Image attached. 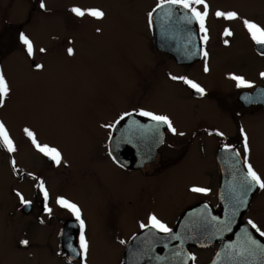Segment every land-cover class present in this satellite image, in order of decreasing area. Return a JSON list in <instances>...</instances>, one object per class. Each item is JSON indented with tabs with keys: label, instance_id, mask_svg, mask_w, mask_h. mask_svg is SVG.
I'll return each instance as SVG.
<instances>
[{
	"label": "flooded vegetation",
	"instance_id": "flooded-vegetation-1",
	"mask_svg": "<svg viewBox=\"0 0 264 264\" xmlns=\"http://www.w3.org/2000/svg\"><path fill=\"white\" fill-rule=\"evenodd\" d=\"M17 1L0 0V61L5 51L13 52L5 48V39L11 37L13 40L11 44L15 43L19 46L20 52L17 53L25 55L31 67L37 70L34 65H44L42 58L48 53L46 47L48 44L43 45L38 43L35 37H29L34 45V56L29 57L19 35L24 26L35 18L36 14H33V10L40 7V2L28 0L32 5L26 10L27 18L20 20L21 8ZM68 3L69 5L66 3L61 5L64 10L62 17L54 20L63 33H52L49 38V45L61 46V49L56 51H67L85 36L95 39L99 34L98 28L92 25L96 19L87 15L76 16L71 9L80 6ZM158 3H162V0H155L145 20L146 32H141L149 44V49L158 60L157 68H149L146 74L157 71L156 79L159 84L165 81L171 83L169 91L178 88V91L192 101L195 108L192 126L188 128L180 126L173 113L167 109H155L140 103L131 105L107 121H102L101 151L98 148L90 149L83 159L79 154L76 164H73L70 158H66L67 154L60 147L39 142L42 146L48 145L59 150L62 159L58 165L31 144L30 150L37 158L31 162L29 169L21 166L16 159L15 168L12 163L6 167L10 172L8 175L13 179L14 187L12 190L14 197H10L11 210L8 214L19 220L20 216L28 219L30 229L43 226L50 230L51 235L55 234L60 254L68 264H89L80 249V221L70 210L61 207L56 201L58 197H63L75 203L81 210L83 220L81 207L75 199L65 195L63 189L76 180L75 175L80 178L83 173L91 172L96 180L100 181L101 173H109L111 179H115L118 175L120 185L124 184L125 187L131 186L133 182H144L135 195H130L126 191V196L119 199V203L109 201L103 207L112 214L114 225L106 223L104 232L110 245L117 246L122 251L119 264H264V255L250 256L247 252V249L254 247L250 244L249 237L264 245V237H261L257 229L252 228L248 223L251 220L260 231H264V197H259L262 188L254 182L246 181L247 168L243 162L244 143L240 133L241 129L246 131L250 147L254 145L256 137L264 134V95H261L264 93V77L260 75L264 73V55L261 54L264 52V47L257 45L245 29L243 19L248 18L240 19L238 21L240 30L234 32L222 17L215 16L217 10L227 12L235 9V7L224 9V5L218 0H206L209 5V15L205 20V27L208 29L206 43L201 39L204 33L200 31L199 22L188 10L178 5L163 3L157 18L152 19L158 25L159 42L155 46L154 27L149 23V13H153ZM5 4L7 8L11 6L9 9L12 11L11 18L4 17ZM247 5L243 4L241 8L236 9H243ZM196 7L203 11L202 5ZM54 8L55 11L58 10L54 0L45 3L44 11L48 14L47 18H50V13L54 14ZM91 8L99 9V6H91ZM39 10L42 8L40 7ZM246 14L251 15L256 24L264 27V0H254L252 14ZM129 26H126L127 30L135 34L136 26ZM225 28L231 31V36L223 34ZM41 48L46 51L41 53ZM36 52L39 53L37 58ZM204 52L208 53L207 58ZM206 62L210 69L208 74H224L225 83L214 81L207 83L204 75L195 73L197 67L204 70ZM164 63H169L170 67L165 69L162 67ZM232 75L243 77L252 86L237 87V82L230 78ZM171 76H182L192 80L205 90V95L201 96L183 81L172 80ZM152 79L153 75L143 78L139 84H136L135 94L139 95L143 91L144 96L150 99L153 93L147 85L152 83ZM141 110L167 115L177 131L184 135L172 134L165 125L154 127V121L139 115ZM125 113L131 115L125 116ZM121 116H124L123 120H120ZM105 125H115V127H105ZM217 132L223 135H217ZM203 140L208 142L212 153L210 168L204 173L206 181L187 183L185 190L192 196L184 200L182 207L174 211L169 218L156 211H144L143 206L151 198L148 196L153 191L148 181L159 179L166 185L176 184L179 176L187 170L186 159L192 152L190 147L195 142L197 146L200 145ZM226 145L230 146V150H226ZM0 147L1 150L7 151L2 143ZM236 152H239L240 156L237 157ZM248 162L251 163L249 157ZM82 165H86L90 170ZM251 165L255 170L254 163ZM41 181L49 193L47 201L44 200L38 187ZM193 186L208 191L195 193L190 191ZM17 193L31 203H22ZM45 204L51 208V212L46 210ZM189 208L194 210L192 213L194 226L192 225L190 230L192 238H189L193 239V242L190 243L188 238L185 239V233L178 239L169 237L171 240L152 243L130 242L136 234L144 230L156 232L163 238L171 234ZM197 208L201 210L197 211ZM101 210L102 207L98 206L96 213ZM116 213L132 214V221L127 225L133 222L134 226L128 228L126 225V230H121L116 223L119 218V216L115 217ZM151 215H155L171 229V233L161 232L150 226L142 229L140 225H148ZM122 219L126 220L127 216ZM17 225L18 222L13 221V227ZM83 231L84 233L86 231L85 222ZM28 239L29 243L26 246L21 244L25 239L16 240L14 251L31 250L36 241L31 237ZM45 245L46 248L51 247L49 243ZM66 248L77 249L79 257L69 259ZM192 256L196 259L192 260Z\"/></svg>",
	"mask_w": 264,
	"mask_h": 264
},
{
	"label": "rangeland",
	"instance_id": "rangeland-1",
	"mask_svg": "<svg viewBox=\"0 0 264 264\" xmlns=\"http://www.w3.org/2000/svg\"><path fill=\"white\" fill-rule=\"evenodd\" d=\"M48 0H44V4ZM74 3L87 10L91 6H99L106 15L103 19L92 22L100 29L95 39L85 36L74 45V55L61 49L58 44L49 45L50 34L63 33L55 24L56 18L62 17L61 5ZM224 9L235 7L239 17L254 21L252 14L254 0H218ZM20 3V20L26 19V10L32 5L28 0H18ZM58 10L48 14L37 7L33 10L35 18L25 25L21 33L35 37L38 43L47 45L48 53L42 58L43 68L33 69L25 55L19 51V46L12 38L5 39L6 49L1 57L0 70L6 76L10 86V94L5 106L0 107V122L6 126L15 144L16 151L9 153L0 147V264H68L57 246V237L50 234L46 227L30 229L28 219L8 214L11 210V199L14 197L13 179L8 175L6 167L12 160H17L21 166L30 168L36 155L30 150L31 139L24 133L28 128L36 135L38 142H45L62 148L73 164L86 157L90 149L100 148L102 131L100 124L107 121L135 104H146L155 109L171 111L176 121L183 127L193 124L194 106L178 88H172L171 83L157 81V71L146 74L149 68H157V56L149 49V44L141 32L145 33V20L155 0H54ZM243 4H248L243 9ZM13 6V5H12ZM11 6L4 5V17L11 18ZM64 11V10H63ZM234 32L240 30L237 20H225ZM230 24V25H229ZM136 26L137 32L130 33L126 26ZM10 48V49H9ZM243 48V47H242ZM54 50V51H53ZM36 52L35 56L38 57ZM155 60V61H154ZM154 61V62H153ZM47 66V68H46ZM165 69L169 63L162 65ZM195 73L205 76L207 83H225L224 74L209 73L197 67ZM153 75L152 83L147 85L153 96L149 99L145 93L135 94L136 84ZM159 98V100H158ZM199 111V110H198ZM197 111V112H198ZM1 146V143H0ZM192 151L187 157V170L180 175L176 184L162 180L148 181L153 188L151 197L143 206L144 211H156L168 218L180 209L182 202L192 195L185 190L190 182H205L204 173L210 168L212 153L207 141L197 146L193 143ZM255 170L264 180V134L255 138L248 154ZM86 166V165H82ZM87 167V166H86ZM88 168V167H87ZM89 169V168H88ZM90 170V169H89ZM97 181L90 172L83 173L80 178L70 182L63 189L65 195L73 198L83 212L86 223L85 239L88 242V252L85 257L89 264H119L121 249L112 247L104 232V225L111 223L112 214L103 207L113 201L119 203L127 192L135 195L144 182H133L131 186L120 185L118 175L115 179L109 173H101ZM127 191V192H126ZM264 197V188L260 196ZM102 210L96 213L97 207ZM18 215V214H17ZM116 221L121 230H126L132 214L116 213ZM127 216L124 220L122 217ZM3 219V220H2ZM13 221L18 222L14 228ZM134 223L127 225L132 228ZM35 239L29 251H14V242L18 239ZM46 243L51 247L46 248Z\"/></svg>",
	"mask_w": 264,
	"mask_h": 264
},
{
	"label": "snow or ice",
	"instance_id": "snow-or-ice-1",
	"mask_svg": "<svg viewBox=\"0 0 264 264\" xmlns=\"http://www.w3.org/2000/svg\"><path fill=\"white\" fill-rule=\"evenodd\" d=\"M40 2V7L43 9L45 8V4H44V0H39ZM163 3H167L169 5H178L181 6L183 9L188 10V12H190L191 16L195 18V20H197L199 22V28L200 31L204 33V35L201 37V39L206 43L208 40V29L205 27V20L207 18V16L209 15V5L206 3V0H162V3H158L157 4V8H161L163 6ZM203 6V11L199 10L198 7L196 6ZM71 11L78 17H83L85 15L93 17L97 20H101L105 17V13L100 10V9H96V8H90L87 10H83L80 7H73L71 9ZM155 11V9L153 10ZM152 15L153 13H149V23H152ZM215 16L220 18H224L225 20H237V19H241L239 17V14L235 11H220L217 10L215 12ZM243 25L245 27V29L248 31V33L250 34V37L253 41H255V43L261 47H264V27L259 26L258 24H256L254 21H250L248 19H243ZM97 31L99 32L100 29H97ZM225 36H231L232 33L229 29L225 28L224 29V33ZM19 39L20 41L23 43V45H25V51L27 53V55L29 57H33L34 56V45L33 42L31 41V39L25 35L24 33H20L19 35ZM225 43H227V41H225ZM46 51V49L41 48L40 52L44 53ZM68 54L74 55V50L72 48H68L67 49ZM262 55H264V52H261ZM204 56L205 58H207L208 53L204 52ZM37 69H41L43 68V65L41 64H36L34 65ZM210 69L208 67L207 62L205 63V67H204V71L208 72ZM261 77H264V73L260 74ZM231 79L235 80L237 82V87H251L252 85L247 82L243 77L237 76V75H232L230 77ZM172 80H180L183 81V83H185L186 85H188L190 88L194 89L196 92H198L201 96L205 95V90L197 83L193 82L190 79H187L186 77H182V76H171ZM10 94V86L9 83L6 79V76L4 74V72L2 70H0V107H4L5 106V101L6 98L9 96ZM261 95H264V93H262ZM125 116L127 115H131V113H125ZM139 115L142 117H147L149 118L151 121L155 122V126H159V125H165L167 126L168 131H170L172 134L174 135H181L183 136L184 133L182 132H178L177 129L174 127L173 125V121L167 116V115H160V114H155L149 111H144L141 110L139 112ZM124 116L120 117V120H123ZM117 123H119V120L117 121ZM105 127H115V125H105ZM24 133L31 139V142L33 144V146L40 152H42L45 156L50 157L53 161L56 162V164H60L61 163V153L59 152L58 149L54 148V147H50L48 145H41L37 139H36V135L33 131H31L28 128H25ZM241 136L243 138V143H244V157H243V162L244 165L247 168V173H246V181L248 183H252L254 182L255 185H258L260 188H264V180L261 179V177L257 174V172L253 169V166L251 165V163L248 162V154L250 152V145H249V138L247 136V133L244 129L240 130ZM217 135H223L222 133L217 132ZM0 143H2V145L7 149V151L9 153L15 152L16 151V146L13 143V140L11 139L8 130L6 128V126L3 124V122H0ZM226 150H230V146H225ZM111 154V153H110ZM235 155L238 157L240 156L239 152H236ZM12 164L13 167L15 168L16 165V161L12 160ZM40 192L43 194L44 200L47 201L49 198V193L46 190L44 183L41 181L38 185ZM190 191L195 192V193H205L208 190L202 187H196L193 186ZM18 196H20L19 193H17ZM21 202L24 204H30V201L25 200L22 196H20ZM57 204H59L61 207L66 208L68 210H70L76 217L77 220L80 221V249L82 250L83 254L87 255L88 252V242L85 239L84 236V221L81 219V210L80 208L73 202L63 198V197H58L57 198ZM45 208L48 212H51V208L47 207V204H45ZM248 223L252 226V228L257 229V231L259 232V235L261 237H264V231H260L257 226L255 225V223H253L251 220L248 221ZM151 227V228H155L158 229L161 232H170L171 229H169L165 224H163L155 215H151L149 216V224L145 225V224H141L140 227L143 229L145 227ZM249 241L250 244L253 245L254 247H251L249 249H247V252L250 256H255L257 254H261L264 255V245H260L258 241L252 239L251 237H249ZM28 241L27 240H23L21 241V244L23 245H28ZM123 243V241H122ZM192 260H195L196 258L194 256L191 257Z\"/></svg>",
	"mask_w": 264,
	"mask_h": 264
},
{
	"label": "water",
	"instance_id": "water-1",
	"mask_svg": "<svg viewBox=\"0 0 264 264\" xmlns=\"http://www.w3.org/2000/svg\"><path fill=\"white\" fill-rule=\"evenodd\" d=\"M159 14V8H156L155 11H153L152 19H156ZM155 20L152 21L153 27H154V38H153V43L155 46H157L159 40L157 38L158 35V25ZM263 96V95H262ZM193 208H189L185 211L183 214V217L181 218L180 222H178V225L175 229H173V232L171 234L166 235L164 238L156 233V232H151V231H146L144 230L141 233L136 234L130 242H147V243H152V242H159L163 240H171L169 237H174L175 239H178L183 233L186 235V238H188V242H193L192 236L190 233H192L191 226H194V217H192V213L194 210ZM197 211L201 210V208H197ZM199 219V218H198ZM198 225V224H197ZM65 230V227L63 228ZM149 249V248H146ZM65 251L67 252L68 258L69 259H77L79 257L78 255V250L75 248H66ZM126 258V256H124Z\"/></svg>",
	"mask_w": 264,
	"mask_h": 264
}]
</instances>
